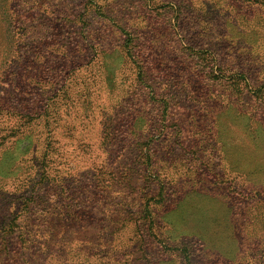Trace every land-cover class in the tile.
<instances>
[{
    "label": "rangeland",
    "instance_id": "rangeland-1",
    "mask_svg": "<svg viewBox=\"0 0 264 264\" xmlns=\"http://www.w3.org/2000/svg\"><path fill=\"white\" fill-rule=\"evenodd\" d=\"M32 195L0 264H264V0H0V239Z\"/></svg>",
    "mask_w": 264,
    "mask_h": 264
},
{
    "label": "trees",
    "instance_id": "trees-1",
    "mask_svg": "<svg viewBox=\"0 0 264 264\" xmlns=\"http://www.w3.org/2000/svg\"><path fill=\"white\" fill-rule=\"evenodd\" d=\"M16 143H17V140H16ZM45 158H46V154H43V159H42L41 163H43V167L45 166V168H46V166H47L46 161L47 160H45ZM45 173H46V171H44L42 173L43 176H46ZM34 203H36V200L34 199L33 195H32V197L29 196V197L24 198V203L22 204V208H21L22 210H24V214H23V216H21V218L19 220V221H21V223H19L18 227L16 228L17 232L13 231L12 229H9V228H8V230H5V228H4V232L2 234L4 236L0 240H1V242L4 243V241L6 240L7 237H10L11 235L18 233V237H19V239H20L25 250L29 251L28 243H33L37 246L39 245V249L42 250V254L49 255L50 253H53L56 251L51 249L50 244L53 243L52 240H48V239L42 240L40 238V235L38 234V230H36V223H35L36 218H33L34 214L32 213V210H33L32 204H34ZM26 216H27V220L24 219V218H26ZM3 243H0V245H3ZM121 248H124L121 254H117L116 250H112V252H109V253L114 254V255H112L111 259H109L108 261H104L103 257L99 256V257H97L99 263H95V264H125L126 261L122 262L121 256L126 255L128 253L127 252V246L124 245ZM64 251H62V250L59 251V254L57 256L55 264H90V263H85L87 261L86 260L87 257L85 256L84 253L74 252L72 254L73 257L70 259L66 255V251L65 252ZM0 252L8 253L6 247H1ZM25 252L26 251L22 252L21 255H25V257H26L27 254H25ZM17 254L18 253H16V255ZM17 261H18L17 262L18 264H22L20 262L21 261L20 256L17 258Z\"/></svg>",
    "mask_w": 264,
    "mask_h": 264
}]
</instances>
